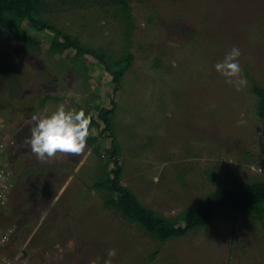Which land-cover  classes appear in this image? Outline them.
I'll return each instance as SVG.
<instances>
[{"label": "rangeland", "instance_id": "obj_1", "mask_svg": "<svg viewBox=\"0 0 264 264\" xmlns=\"http://www.w3.org/2000/svg\"><path fill=\"white\" fill-rule=\"evenodd\" d=\"M82 3L46 4L40 15L118 55L124 39L118 9ZM130 10L133 58L117 86L88 55L51 50L49 31H31L41 42L27 49L13 38L16 29L0 26V140L12 174L0 224L16 226L10 253L25 250L30 264L97 258L103 264L111 248L113 264H264V217L218 213L160 243L104 206L101 189L90 188L111 166L107 149L122 165L119 184L165 217L233 180H264V119L251 91V79L264 86V0H133ZM233 46L247 80L241 91L214 67ZM84 59L91 64L79 69ZM111 101L112 136L98 134V120L84 155L40 162L25 144L32 117L45 109L50 114L65 103L96 117Z\"/></svg>", "mask_w": 264, "mask_h": 264}, {"label": "trees", "instance_id": "obj_2", "mask_svg": "<svg viewBox=\"0 0 264 264\" xmlns=\"http://www.w3.org/2000/svg\"><path fill=\"white\" fill-rule=\"evenodd\" d=\"M84 1L87 5L97 3L99 6L110 5L118 9L124 22V39L118 55L109 54L100 47H93L82 42L77 36L63 31L40 15L41 8L46 4L51 6L55 4L60 6H74V4L82 6V0H0V26L7 29H16L13 38L20 41L27 49H36L41 42L40 38L33 35L31 31H49L51 37L48 47L51 50L62 53L67 49H71L76 56L88 55L108 72L111 81L117 86L120 83L122 74L131 65L133 58L129 40L133 27L130 10V4L133 0ZM90 64L91 60L88 59L78 62L79 69ZM251 91L256 97V113L264 119V86L251 79ZM46 98V96L40 98L37 106L43 104ZM111 103V107H100L96 117L90 114L92 118L91 129H97L99 127L98 120H100L102 127L99 128L98 134L103 136H112L109 115L113 112L114 101H111ZM80 109L89 114L87 108L78 106V110ZM34 110V108H30L28 112L31 114ZM95 138L96 135H90L87 143H92ZM105 153V161L110 162L111 166L106 171L101 169V173L96 176L90 188L101 189L103 191L104 206L113 207L123 219L136 223L140 229L160 243L170 237L182 235L196 227L205 226L218 213L232 216L234 212L244 211L264 217V180L260 179H253L248 183L236 180L234 182L233 180V185H222L212 189L202 196L197 204L183 208L177 216L165 217L144 206L128 187L119 184L122 165L115 157V151L107 149ZM102 155L104 156V154ZM178 218L183 220L182 225L177 223ZM156 252L157 249L150 253L148 257L151 259Z\"/></svg>", "mask_w": 264, "mask_h": 264}, {"label": "clouds", "instance_id": "obj_3", "mask_svg": "<svg viewBox=\"0 0 264 264\" xmlns=\"http://www.w3.org/2000/svg\"><path fill=\"white\" fill-rule=\"evenodd\" d=\"M241 54L240 49L233 46L214 66L215 71L225 78L227 84L233 85L236 91L247 86L239 64ZM80 99L77 94L76 102L80 103ZM32 121L34 126L31 127V135L25 139V144L30 147L38 161L47 162L58 157L84 155L87 140L92 134V118L83 109L67 108L65 103H60L50 114L45 109L44 114L33 116ZM116 255V249H108L107 259L103 264H113ZM90 264H99V259L91 260Z\"/></svg>", "mask_w": 264, "mask_h": 264}, {"label": "built area", "instance_id": "obj_4", "mask_svg": "<svg viewBox=\"0 0 264 264\" xmlns=\"http://www.w3.org/2000/svg\"><path fill=\"white\" fill-rule=\"evenodd\" d=\"M4 144L0 140V207L6 205L11 196V171L9 170V156ZM16 233V226L13 223L8 225L0 224V264H30L27 261L25 250L17 252L16 255L10 253L11 241ZM24 251V253H23Z\"/></svg>", "mask_w": 264, "mask_h": 264}]
</instances>
